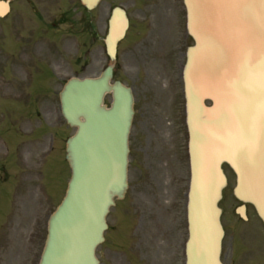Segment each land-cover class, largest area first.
<instances>
[{
	"label": "water",
	"instance_id": "water-1",
	"mask_svg": "<svg viewBox=\"0 0 264 264\" xmlns=\"http://www.w3.org/2000/svg\"><path fill=\"white\" fill-rule=\"evenodd\" d=\"M98 1L81 0L87 8ZM183 2L194 40L183 72L191 172L185 264H222L217 203L226 186L223 163L235 174L233 195L252 204L264 225V0ZM6 11L0 0V16ZM126 26L124 13L114 9L104 40L110 64L97 78L69 80L61 93L63 115L76 127L67 146L72 174L50 217L39 264H98L105 216L126 190L133 100L119 81L110 84Z\"/></svg>",
	"mask_w": 264,
	"mask_h": 264
},
{
	"label": "flooded vegetation",
	"instance_id": "flooded-vegetation-1",
	"mask_svg": "<svg viewBox=\"0 0 264 264\" xmlns=\"http://www.w3.org/2000/svg\"><path fill=\"white\" fill-rule=\"evenodd\" d=\"M5 1L8 12L0 17V249L10 233L32 248L34 235L39 241V231L52 210L54 189L60 193L66 185V142L74 128L62 117L59 92L74 74L75 35L83 36L84 53L89 56L91 19L80 3L82 11H76L75 0ZM116 1L101 0L100 24L106 34L112 8L118 5L125 10L129 24L118 54L131 59L179 58L178 89L165 78L155 96L174 105L169 117L182 121V134H169L179 137L181 151L189 140L181 75L189 39L184 4L182 0L133 1L140 19L134 22L128 8ZM254 215L246 206V220L256 219ZM231 218L223 220V263L264 264V250L258 244L252 247L246 233L234 243L236 221ZM20 261L30 264V258Z\"/></svg>",
	"mask_w": 264,
	"mask_h": 264
},
{
	"label": "rangeland",
	"instance_id": "rangeland-1",
	"mask_svg": "<svg viewBox=\"0 0 264 264\" xmlns=\"http://www.w3.org/2000/svg\"><path fill=\"white\" fill-rule=\"evenodd\" d=\"M133 1L136 2H116L124 4L136 22L140 19L136 18L137 10ZM75 6L76 11H82L78 0H75ZM100 14L101 3L90 12L92 28L88 58L83 57L81 37L74 39V72L79 77H96L108 62L102 41L104 34ZM154 56L142 55L131 59L119 54L117 58L114 79L132 88L135 112L128 139V188L123 200L116 201L106 216L108 228L104 232V241L96 248L100 264H182L184 261L183 243L187 230L183 206L188 168L185 155L179 149L180 139L176 137L181 127L169 117L170 108L174 105L166 104L165 97L155 96L159 84L164 83L165 78L174 82V89H178L179 58ZM126 64L133 68H126ZM156 69H163V75ZM110 100L107 95L104 103L109 105ZM169 134H176V139ZM226 173L228 187L224 189L220 202L223 220H226L227 214H231L234 206L230 194L232 177L229 171ZM52 195L57 199L59 189H54ZM39 232L40 239L38 241L39 235H34L32 248L10 233L4 248L0 249V264H20V257L24 262L29 258L37 262L38 248L45 235V231ZM233 232L237 237L234 243L238 244V236L246 233L252 240V247L258 244L264 250V229L256 219L234 222Z\"/></svg>",
	"mask_w": 264,
	"mask_h": 264
}]
</instances>
